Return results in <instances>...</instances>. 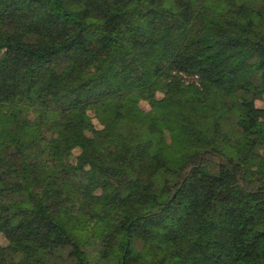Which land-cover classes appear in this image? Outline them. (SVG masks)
<instances>
[{"label":"trees","instance_id":"trees-1","mask_svg":"<svg viewBox=\"0 0 264 264\" xmlns=\"http://www.w3.org/2000/svg\"><path fill=\"white\" fill-rule=\"evenodd\" d=\"M0 264H264V0H0Z\"/></svg>","mask_w":264,"mask_h":264},{"label":"built area","instance_id":"built-area-1","mask_svg":"<svg viewBox=\"0 0 264 264\" xmlns=\"http://www.w3.org/2000/svg\"><path fill=\"white\" fill-rule=\"evenodd\" d=\"M183 77H184V80H186V83H189L190 81H195V82H197V80H198V74H194V75H192V76H190V77H188L186 74H183Z\"/></svg>","mask_w":264,"mask_h":264},{"label":"rangeland","instance_id":"rangeland-1","mask_svg":"<svg viewBox=\"0 0 264 264\" xmlns=\"http://www.w3.org/2000/svg\"><path fill=\"white\" fill-rule=\"evenodd\" d=\"M144 105H145V106H147V105H146V103H144ZM1 242H2V243H5L4 239H2V241H1Z\"/></svg>","mask_w":264,"mask_h":264}]
</instances>
